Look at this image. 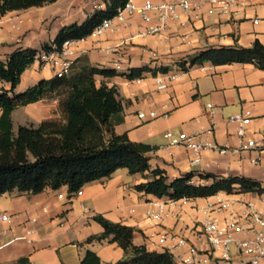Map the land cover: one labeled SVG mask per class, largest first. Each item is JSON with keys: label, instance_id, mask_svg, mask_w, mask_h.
I'll return each instance as SVG.
<instances>
[{"label": "crops", "instance_id": "crops-1", "mask_svg": "<svg viewBox=\"0 0 264 264\" xmlns=\"http://www.w3.org/2000/svg\"><path fill=\"white\" fill-rule=\"evenodd\" d=\"M102 2L101 8L93 7ZM104 8V0H57L7 13L0 17V60L4 61L18 49L40 50L44 44L52 42L64 26L80 24L94 11ZM184 21L181 17L180 22L168 23L162 34L149 35L145 31L155 26L156 21L144 23L138 14L129 17L125 24L114 20L113 31L96 39L87 37L72 42L71 59L85 56L90 65L118 73L142 67L168 68L165 74H144L132 81L122 76L95 77L97 86L104 83L117 89L123 120L115 125L114 132L125 134L132 142L150 146L151 169H160L169 181L187 173L194 174L190 181L193 185L211 183L200 178L204 175L241 176L259 182L264 188V153L261 163L253 165L250 159L256 154L221 155L204 150L200 163L192 165L191 153L183 146H169L165 138L166 132L175 137L180 133H203L205 141L233 150L239 147L240 141L236 136L237 124L228 122V118L235 114L250 119L246 126L247 137L264 136V71L252 64L213 66L204 63L186 72L178 67L181 61L208 48H249L255 41L264 46V6L255 4L238 14L224 15L211 11L205 4L197 19ZM122 42L124 44L118 47ZM172 75L175 78L169 80ZM54 76L50 65L43 66L35 60L22 73L14 92L21 93ZM9 87L0 81V88L8 90ZM208 105L212 109L207 108ZM57 106L58 100H41L15 109L10 114L12 131L16 132L19 126H38L43 121L54 120ZM138 114L144 117L139 118ZM15 120L20 123L14 125ZM145 182L140 174L131 175L126 169H118L107 178L85 185L81 196L69 195L67 187L47 188L37 194L14 190L1 195L0 264H17L20 260H25L22 264H80L87 251L94 252L101 264L123 260L125 253L116 243H110L109 238L96 239L103 228L93 221L95 215L133 228L135 246H144L149 252L168 251L175 263L181 264L185 248L176 247L178 238L197 249L207 248L202 234L194 228L198 221L208 217L204 213L207 204L222 199L237 201L239 208L240 203L251 202L264 211L261 198L264 192L261 195L219 192L208 198L190 199L186 204L181 201L171 204L165 198L135 190L136 185ZM59 195L62 198H58ZM153 203H164L169 210L168 216L158 224L146 216ZM3 215L8 219L2 220ZM33 219L35 222H31ZM29 229L34 232L28 242L22 237ZM161 235H167L162 245L159 244Z\"/></svg>", "mask_w": 264, "mask_h": 264}, {"label": "trees", "instance_id": "trees-1", "mask_svg": "<svg viewBox=\"0 0 264 264\" xmlns=\"http://www.w3.org/2000/svg\"><path fill=\"white\" fill-rule=\"evenodd\" d=\"M55 1L0 0V17ZM126 1L104 0L103 10L94 11L80 24L64 26L54 40L44 44L40 50L18 49L4 61L0 60V81L10 86L8 90L0 88V196L14 190L37 194L47 188L59 190L61 187H67L69 195H72L89 183L111 176L118 169H126L131 175H142L146 182L136 185L135 190L158 199L208 198L219 192L262 194L264 188L259 182L241 176L219 178L204 175L200 178L211 183L193 185L190 181L194 174L187 173L169 181L163 171L151 169L148 157L150 146L132 142L125 134L114 132L115 125L123 120L117 89L104 83L97 86L95 77L122 76L132 81L144 74H165L167 67L133 68L127 73H118L113 69L92 66L82 56L73 61L68 74L41 80L21 93L14 92L22 73L34 63L40 52H60L63 43L87 38L103 20L113 18ZM204 63L213 66L252 64L264 71V46L255 41L249 48H208L181 61L178 67L186 72ZM62 94L64 98H60ZM47 96L62 105L64 120H46L38 126H19L13 132L10 114ZM92 219L103 228V233L96 239L109 238L110 243H116L125 253L123 260L109 264H176L174 256L168 251L149 252L144 246H135L132 243L133 228L110 222L101 215ZM24 261L20 260L17 264ZM80 264L101 263L94 252L87 251Z\"/></svg>", "mask_w": 264, "mask_h": 264}, {"label": "built area", "instance_id": "built-area-1", "mask_svg": "<svg viewBox=\"0 0 264 264\" xmlns=\"http://www.w3.org/2000/svg\"><path fill=\"white\" fill-rule=\"evenodd\" d=\"M137 4L133 0H127L125 4L117 10L116 15L111 19H106L96 26L88 38H99L107 31H113V21L117 20L121 24H125L129 17L138 14L144 23L156 21L155 26H150L145 33L149 35H160L166 31L167 24L170 22H180L181 17L185 18L184 23L191 19H197L205 4L209 5L211 11L214 10L219 14L235 15L255 4L264 6V0H204L192 3L189 0H140ZM102 3H95L94 8L99 9ZM256 22V21H254ZM181 25L183 23L181 22ZM19 29V27H16ZM81 41V40H80ZM72 42L63 43L60 52H52L46 54L40 52L36 60L43 66L50 65L55 76L61 77L68 74L71 64L72 52L69 46ZM120 43L118 47L123 45ZM155 56V54H152ZM174 75L169 77L173 80ZM207 108L212 109L211 105ZM153 116V114H152ZM139 118H143V114H138ZM228 122L237 124L236 136L239 138L240 145L238 148L230 149L227 147H219L211 142L204 140L203 133L187 135L184 133L173 136L171 132H166L165 138L169 140V146H183L191 153L190 162L192 165L199 164L200 155L204 150H213L218 154H256L250 159L251 164L258 165L263 160L264 153V136L259 139L247 137L246 126L250 119L242 114H235L228 118ZM82 192L78 191L74 195L81 196ZM73 195V194H72ZM261 195V194H260ZM215 196V195H214ZM58 198H62L61 195ZM264 203V195H262ZM190 199H180L170 201L176 204H186ZM237 201H229L219 199L213 203H209L205 207L207 218L198 221L194 228L198 229L202 234L207 248L200 250L193 245H189L183 238H178L176 247H184L185 253L180 259L181 264H264V211L257 209L253 203H240L237 207ZM169 214L164 203H153V206L147 212V219L154 223H160ZM215 214L216 216H212ZM2 220L8 217L3 215ZM35 222V220H31ZM33 230L29 229L22 239L29 240V236L33 234ZM175 238V237H171ZM167 235H161L159 244L166 242Z\"/></svg>", "mask_w": 264, "mask_h": 264}, {"label": "rangeland", "instance_id": "rangeland-1", "mask_svg": "<svg viewBox=\"0 0 264 264\" xmlns=\"http://www.w3.org/2000/svg\"><path fill=\"white\" fill-rule=\"evenodd\" d=\"M61 97L60 98H64V94L60 95ZM49 96H47L45 99H43L42 101H45V102H50L51 100L48 99ZM61 100V99H60ZM17 119V118H16ZM54 120H58L60 122H62L64 120V111H63V108H62V105L59 104L58 102V106H57V110H56V118ZM19 120H15L14 121V125H18Z\"/></svg>", "mask_w": 264, "mask_h": 264}]
</instances>
